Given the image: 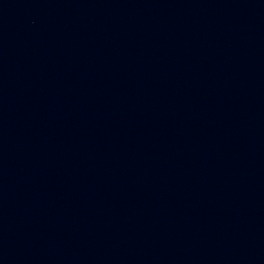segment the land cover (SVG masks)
I'll list each match as a JSON object with an SVG mask.
<instances>
[{"label":"water","instance_id":"95a60500","mask_svg":"<svg viewBox=\"0 0 264 264\" xmlns=\"http://www.w3.org/2000/svg\"><path fill=\"white\" fill-rule=\"evenodd\" d=\"M0 264H264V0H0Z\"/></svg>","mask_w":264,"mask_h":264}]
</instances>
